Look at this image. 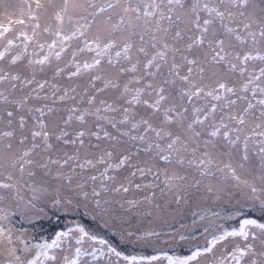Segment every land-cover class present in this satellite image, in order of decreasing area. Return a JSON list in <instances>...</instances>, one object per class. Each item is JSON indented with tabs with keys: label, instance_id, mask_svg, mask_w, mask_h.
Listing matches in <instances>:
<instances>
[{
	"label": "snow or ice",
	"instance_id": "6c2138e0",
	"mask_svg": "<svg viewBox=\"0 0 264 264\" xmlns=\"http://www.w3.org/2000/svg\"><path fill=\"white\" fill-rule=\"evenodd\" d=\"M0 264H264V0H0Z\"/></svg>",
	"mask_w": 264,
	"mask_h": 264
}]
</instances>
